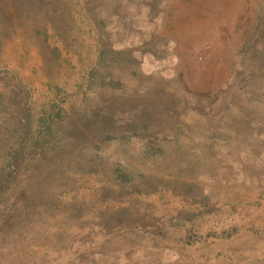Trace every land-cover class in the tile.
I'll return each instance as SVG.
<instances>
[{
	"label": "rangeland",
	"instance_id": "obj_1",
	"mask_svg": "<svg viewBox=\"0 0 264 264\" xmlns=\"http://www.w3.org/2000/svg\"><path fill=\"white\" fill-rule=\"evenodd\" d=\"M0 67L28 84L37 112L119 113L74 153H93V171L35 177L61 210L1 236L0 264H264V0L8 6ZM197 99L212 102L206 113ZM184 100L179 117L162 112ZM154 105L146 127L125 125ZM120 210L147 217L102 225Z\"/></svg>",
	"mask_w": 264,
	"mask_h": 264
},
{
	"label": "trees",
	"instance_id": "obj_2",
	"mask_svg": "<svg viewBox=\"0 0 264 264\" xmlns=\"http://www.w3.org/2000/svg\"><path fill=\"white\" fill-rule=\"evenodd\" d=\"M44 0H0L2 9H31ZM206 104L197 99L192 108L206 113ZM190 103L180 101L169 108L162 109L164 114L179 117ZM119 108V107H118ZM117 108V109H118ZM153 106L144 110V115L125 123L132 130L148 125L147 117L153 115ZM0 112L5 120L0 123V237L14 232L30 220L41 221L61 210L58 199H49L40 182L34 179L38 174L47 173L60 179L67 176L72 167L80 171L91 170L97 166L94 154L75 157L80 145L91 141L90 133L96 136L98 125L103 131L117 126V111L92 109L89 113L79 107L65 109L61 103H53L48 110L37 112L33 106L32 91L16 72L0 67ZM140 117V118H139ZM99 123V124H98ZM7 124V126H5ZM116 124V125H115ZM96 130V131H95ZM102 132V131H100ZM89 166L90 169H86ZM32 181L25 185V181ZM25 186H21V184ZM105 197L124 199L125 190H105ZM46 194V195H45ZM80 207H71L72 214L81 212ZM68 205L64 210L68 209ZM143 211L120 210L105 214L102 225L122 223L127 219L134 222L145 219ZM127 221V222H128ZM225 235L232 234L225 231Z\"/></svg>",
	"mask_w": 264,
	"mask_h": 264
}]
</instances>
